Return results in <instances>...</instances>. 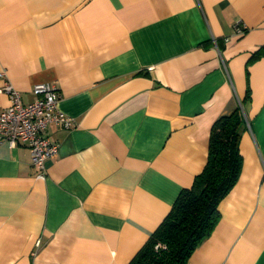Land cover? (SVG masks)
Listing matches in <instances>:
<instances>
[{
  "label": "crops",
  "instance_id": "1",
  "mask_svg": "<svg viewBox=\"0 0 264 264\" xmlns=\"http://www.w3.org/2000/svg\"><path fill=\"white\" fill-rule=\"evenodd\" d=\"M5 79L74 123L46 127L43 178L0 141V264H127L237 107L241 171L186 264H264V0H0Z\"/></svg>",
  "mask_w": 264,
  "mask_h": 264
},
{
  "label": "trees",
  "instance_id": "2",
  "mask_svg": "<svg viewBox=\"0 0 264 264\" xmlns=\"http://www.w3.org/2000/svg\"><path fill=\"white\" fill-rule=\"evenodd\" d=\"M245 119L239 107L211 127L207 159L188 188L127 264H186L220 219L219 201L236 183L242 166L239 151Z\"/></svg>",
  "mask_w": 264,
  "mask_h": 264
},
{
  "label": "built area",
  "instance_id": "3",
  "mask_svg": "<svg viewBox=\"0 0 264 264\" xmlns=\"http://www.w3.org/2000/svg\"><path fill=\"white\" fill-rule=\"evenodd\" d=\"M236 34L245 30L237 23ZM1 75L3 73L1 72ZM9 97V104L0 110V141H6L10 147L24 144L28 147L36 176H45L44 161L56 152L58 143L44 135L48 124L54 123L61 128H70L74 120L58 108L59 94L48 82L33 85V99L23 102L20 92L5 79L0 87Z\"/></svg>",
  "mask_w": 264,
  "mask_h": 264
}]
</instances>
